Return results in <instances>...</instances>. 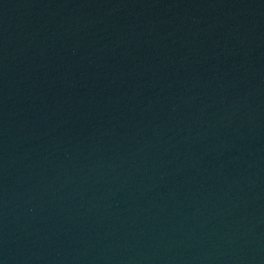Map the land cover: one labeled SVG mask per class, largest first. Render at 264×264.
Returning a JSON list of instances; mask_svg holds the SVG:
<instances>
[{"label":"water","instance_id":"water-1","mask_svg":"<svg viewBox=\"0 0 264 264\" xmlns=\"http://www.w3.org/2000/svg\"><path fill=\"white\" fill-rule=\"evenodd\" d=\"M0 264H264V0H0Z\"/></svg>","mask_w":264,"mask_h":264}]
</instances>
